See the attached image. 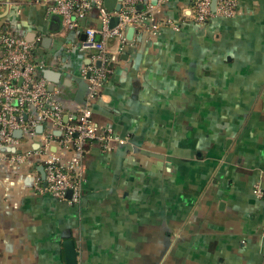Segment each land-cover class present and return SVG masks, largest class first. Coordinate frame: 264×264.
<instances>
[{
  "label": "crops",
  "instance_id": "crops-1",
  "mask_svg": "<svg viewBox=\"0 0 264 264\" xmlns=\"http://www.w3.org/2000/svg\"><path fill=\"white\" fill-rule=\"evenodd\" d=\"M235 1V16L198 26L194 0H169L162 16L178 30L126 31L92 106L113 139L105 150L84 144L78 203L35 190L41 129L23 144V163L9 161L19 148L5 152L0 264H66L69 240L76 264H264V0ZM50 2L0 0V31L42 36L38 53L60 75H47L49 91L74 112L87 87L79 69L94 52L47 16Z\"/></svg>",
  "mask_w": 264,
  "mask_h": 264
},
{
  "label": "built area",
  "instance_id": "built-area-1",
  "mask_svg": "<svg viewBox=\"0 0 264 264\" xmlns=\"http://www.w3.org/2000/svg\"><path fill=\"white\" fill-rule=\"evenodd\" d=\"M104 1L51 0L46 8L47 16L60 18L63 30L84 34L79 51L94 52L90 64L79 69L87 87L83 101L74 112L64 110L49 91V82L43 71L58 64L56 59L47 60L38 53L42 36L36 35L28 41L12 25L0 31V148H19L20 152L11 156L9 161L12 164L23 163L31 154V151H21L23 144L36 138L40 127L38 155L44 181L37 180L35 190L67 204H76L81 197L84 144L97 143L105 150L113 139L109 129L93 121L92 106L111 73V65L127 44L126 31L144 30L155 35L161 27L178 30L177 22L162 16L169 0H156V3L152 0H117L113 11L105 7ZM211 1L194 0L189 20L201 26L215 17L236 15L235 0H217L214 11L211 10ZM116 5L119 7L117 10ZM139 6L143 9H138ZM92 12L96 14L97 27L89 25ZM112 18L117 20L113 26L110 24ZM109 40L116 42L113 49L106 44ZM16 131H20V138L14 135ZM52 144L58 148L55 153L49 150ZM4 158L5 152L0 151V159ZM253 193L259 198L263 196L258 186Z\"/></svg>",
  "mask_w": 264,
  "mask_h": 264
},
{
  "label": "water",
  "instance_id": "water-1",
  "mask_svg": "<svg viewBox=\"0 0 264 264\" xmlns=\"http://www.w3.org/2000/svg\"><path fill=\"white\" fill-rule=\"evenodd\" d=\"M117 0H105L104 1V5L105 7L110 10L113 11V5L115 4ZM217 0H212L211 1V10L214 11L215 9V5H216ZM119 7L118 5H116L115 9L117 10ZM138 9L142 10V6H139ZM116 18H112L111 19V25H115L116 24ZM47 40V42L49 41V39H45ZM44 73V77L47 78V75H50L52 78L50 79L53 83H56L59 81L60 79V75L58 73H52L51 71L45 70L43 71ZM40 127L37 128V131H40ZM14 135L16 137H20L21 133L20 131H16L14 133ZM13 149L11 148H0L1 152H9L12 151ZM38 171L41 174V178L42 181H44V171H43V167H39ZM70 192L68 191L67 195L69 196ZM63 247H64V251H65V262L66 264H76V257H77V252L75 250L73 241L69 240V241H65L63 243Z\"/></svg>",
  "mask_w": 264,
  "mask_h": 264
},
{
  "label": "trees",
  "instance_id": "trees-1",
  "mask_svg": "<svg viewBox=\"0 0 264 264\" xmlns=\"http://www.w3.org/2000/svg\"><path fill=\"white\" fill-rule=\"evenodd\" d=\"M54 17H57V16H54Z\"/></svg>",
  "mask_w": 264,
  "mask_h": 264
}]
</instances>
